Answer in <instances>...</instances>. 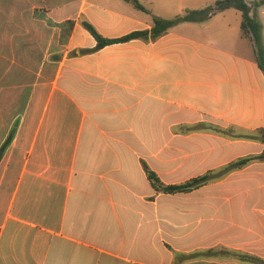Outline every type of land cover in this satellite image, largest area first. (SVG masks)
<instances>
[{"label":"crops","instance_id":"0c3cea01","mask_svg":"<svg viewBox=\"0 0 264 264\" xmlns=\"http://www.w3.org/2000/svg\"><path fill=\"white\" fill-rule=\"evenodd\" d=\"M135 1L144 10L133 0H0V264H246L225 261L224 246L264 258V198L193 195L213 182L161 194L144 172L180 184L260 152L246 138L264 128L252 43L228 9L86 52L96 42L83 21L115 39L216 0ZM257 16L264 41V6ZM25 18L61 43L22 87L14 49L25 42L13 30ZM254 165L264 181L263 162L218 182ZM170 166L181 180L162 179ZM226 203L236 204L235 245Z\"/></svg>","mask_w":264,"mask_h":264},{"label":"trees","instance_id":"16d2710c","mask_svg":"<svg viewBox=\"0 0 264 264\" xmlns=\"http://www.w3.org/2000/svg\"><path fill=\"white\" fill-rule=\"evenodd\" d=\"M133 3L137 8L144 10V8L137 4L135 0H133ZM263 6L264 0H253L250 3H247L246 0H216L212 5H209L201 10L186 11L183 15L177 16L173 19H163L154 16L152 18V27L150 30L134 31L125 36L115 39L102 37L91 24L85 21H83L81 24L90 33V35L96 42L93 49L86 51L93 52L111 44L128 42L130 40L138 38L154 40L166 33L171 27L178 23L201 21L208 18L212 14L223 12L228 9H234L240 14L241 35L244 38H247L252 43L254 60L258 68L264 75L263 31L262 23L257 16V10ZM213 128L215 132L232 137L230 135V133L232 132L231 129H228L227 131H221L216 127ZM246 138L264 144V128L259 129L255 133L246 136ZM255 161H264V151L259 155H249L238 158L217 170L207 172L201 176L191 178L180 184L173 185L162 183L157 175L154 172L150 171L147 167H144V172L151 187L156 192L161 194L173 195L179 193H189L204 186L205 184L219 181L227 174L242 169ZM213 253L214 252L212 250H208L205 253L198 254L197 256H209V254ZM224 254L230 257H234L235 259H238L239 261L246 264H259L260 262H262L257 257L247 254H239L234 251H227L226 253L224 252Z\"/></svg>","mask_w":264,"mask_h":264},{"label":"rangeland","instance_id":"374dc122","mask_svg":"<svg viewBox=\"0 0 264 264\" xmlns=\"http://www.w3.org/2000/svg\"><path fill=\"white\" fill-rule=\"evenodd\" d=\"M227 18L231 22H237V29L239 33V21H240V14L238 11L234 9L228 10L226 14ZM6 16L9 18L8 13H6ZM11 16V14H10ZM25 15L23 14V17ZM30 19L25 18L24 20H20L21 28H16V31L20 32L22 36V41L25 42V44H22L21 47L19 44L15 45L14 51L16 52V66L21 68L23 71L21 74V80L23 87L30 78H32V70L34 64L40 63L43 59L48 58V51L51 49L53 51H56L59 49V45L61 43V39L57 37V33L54 30L47 29L45 27H42L38 25L37 23L30 22ZM17 34V33H16ZM27 45V46H26ZM7 50H10L6 48ZM27 49V51H26ZM27 74V75H25ZM260 143V142H259ZM261 144V150L258 154L259 155L264 151V144ZM172 149V141H166V151L171 153ZM171 157V155H170ZM264 161H255L250 164L254 163H263ZM249 164V165H250ZM248 166V165H247ZM245 166V167H247ZM172 166H170L168 169L165 168L164 171H162V179L167 182H177L181 180V175L179 172L173 171ZM262 170L261 166L254 165L251 168L245 170L243 173H240L235 176H229L225 182H213L214 184L208 186L207 188H203L202 190L198 191L196 194L193 195H213V196H224V198L231 199L236 196H242V195H255L260 196L261 198H264V181L258 178V172ZM230 174V173H229ZM229 174H227L224 178H226ZM220 181V180H219ZM236 204L235 203H226L224 207H227L224 209V218H226V223L224 222V237L227 239L226 243L230 245H235V240L233 239V236L235 234V224H236ZM234 228V229H233ZM235 250V249H234ZM231 247H225L224 246V252L227 251H234ZM236 252V251H234ZM264 254V252L262 253ZM224 257L228 256L226 254H223ZM262 262L259 264H264V258L263 257H257ZM234 257H228L225 258V261L234 260ZM236 262V261H234Z\"/></svg>","mask_w":264,"mask_h":264}]
</instances>
